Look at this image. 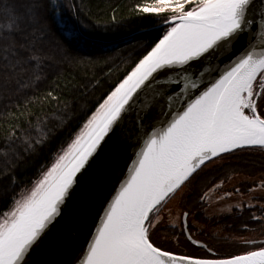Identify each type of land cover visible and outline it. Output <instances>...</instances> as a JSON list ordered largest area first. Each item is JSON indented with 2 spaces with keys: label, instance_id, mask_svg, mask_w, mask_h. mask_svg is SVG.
<instances>
[{
  "label": "snow or ice",
  "instance_id": "snow-or-ice-1",
  "mask_svg": "<svg viewBox=\"0 0 264 264\" xmlns=\"http://www.w3.org/2000/svg\"><path fill=\"white\" fill-rule=\"evenodd\" d=\"M137 9L167 27L51 166L13 198L0 218V264H54L48 241L58 228L88 235L79 254L71 245L63 249L64 264H264V246L220 257L193 239L190 211L172 217L169 208L208 164L264 149V0H153ZM82 11L75 0H21L0 8L7 17L0 23L5 78L29 65L33 79H42L45 58L37 45L47 36L49 15L73 40L100 46L88 35L100 21L85 23ZM111 21L117 22L115 15ZM38 134L39 140L25 137V153L47 142L44 128ZM127 149L134 158L121 167ZM9 153L23 159L11 143L4 156ZM166 219L207 255L158 243L154 236Z\"/></svg>",
  "mask_w": 264,
  "mask_h": 264
},
{
  "label": "trees",
  "instance_id": "trees-1",
  "mask_svg": "<svg viewBox=\"0 0 264 264\" xmlns=\"http://www.w3.org/2000/svg\"><path fill=\"white\" fill-rule=\"evenodd\" d=\"M75 2L83 6L80 15L85 23L95 25L100 21L97 30L88 32L100 46H85L73 40L68 29L58 28L49 15L47 36L37 45L45 58L42 79H33L31 67L25 65L28 71L18 70L9 81L0 63V218L13 207V198L20 199L41 171L51 166L55 155L71 143L98 103L167 27L161 25L159 18L138 11L137 5L153 0ZM20 3L21 0H0V8ZM113 15L115 23L111 21ZM6 19L0 14V23ZM41 128L47 133V142L34 152L25 153V137L39 140ZM10 143L23 159L14 161L11 153L4 156ZM223 160L203 170L191 187L189 203L207 222L211 220L204 215L206 198L201 200V196L214 184L226 182L236 174L252 177L264 173V149L237 151L225 155ZM243 182L247 188L254 185L249 179ZM229 217L231 214L218 222L226 223ZM216 239L224 243L231 237Z\"/></svg>",
  "mask_w": 264,
  "mask_h": 264
},
{
  "label": "rangeland",
  "instance_id": "rangeland-1",
  "mask_svg": "<svg viewBox=\"0 0 264 264\" xmlns=\"http://www.w3.org/2000/svg\"><path fill=\"white\" fill-rule=\"evenodd\" d=\"M222 161H224V160L223 159L217 160L215 162V164H217L218 162H222ZM212 165H213V163L208 164V166L203 168V170H205L206 168L207 169L211 168ZM246 179H249L250 181L254 182V185L252 186L253 190L250 193L249 197H247V196H241V197L236 196L235 197L232 195L231 196L225 195L226 193H231L230 189L232 190L234 185H236L238 182L244 181ZM259 181L260 182L264 181V176H262L261 174H257V175L252 176V177H247V176L241 175V174L237 175V176L235 175L234 178H232L228 184H226L224 187H222V190L220 189V191H221L220 195L219 194L216 195V194H213L211 192L208 193V195L205 199V202L207 203L206 204L207 208H206L204 215L210 219L211 217H214L215 215L229 213L230 212V211H228L229 207H231V210H232L233 207L236 205H240L239 208H241L242 205H246V204L255 205L257 203H255L254 201H257V196H260V199L262 201H264V189H261L259 187V185H257L260 183ZM193 182H194V180L192 181V183ZM228 186H229V188L227 189ZM190 187H192L191 183L187 187H185L184 190L181 193H179L174 200H172L171 204L169 205V208L172 209V217L180 215V213L182 211L181 208L186 202L187 192L191 191V189H189ZM253 196L255 198H253ZM221 197H223V199H221ZM248 198H249V200H248ZM242 201H244V202H242ZM192 220H193L194 225H196L200 231L205 230L207 233H211V231H213V232H216L217 233L216 235H218V236L227 235L224 232V230L222 229V226H220V225L213 228L212 224L208 225L206 223H200V222L196 221L195 218H193ZM176 223H177V225H179V221H177ZM165 229L166 230H168V229H178L179 230L180 227L173 228L171 226V224H169L167 222V219H166L164 225L159 227V230L155 233L154 239H156V241L158 243L162 244L164 247L171 248L172 250H174L178 253H181V254H189V255H194V256L207 255V253L204 250H201L198 247L189 243L188 241L181 239L180 235L177 232L170 233V232H166ZM258 229L259 230L264 229V226L259 227ZM241 234L242 233H240L242 240L243 239H251L254 237V234L251 232H246L242 235ZM194 235L199 236L200 235L199 231L194 232ZM229 236H230V234H229ZM206 240L209 242H212L213 243L212 245H214V249H216L218 251V253L220 254L219 256H222V254H223V257H225V256L228 257V256L233 255V254L236 255V253H242V252H246L249 250H255V249H258V247H261L260 244H254L253 247H251L250 249H247V248H249L248 245H240V244L235 243L237 241V238L236 237L234 238L233 235H231V240H229V242L232 241L230 243L229 242L226 243V240L224 243H222V242L219 243V241H214L213 238L211 239L209 237H206Z\"/></svg>",
  "mask_w": 264,
  "mask_h": 264
},
{
  "label": "flooded vegetation",
  "instance_id": "flooded-vegetation-1",
  "mask_svg": "<svg viewBox=\"0 0 264 264\" xmlns=\"http://www.w3.org/2000/svg\"><path fill=\"white\" fill-rule=\"evenodd\" d=\"M259 174L264 176V173H259ZM199 175H200V173H199ZM237 175H240V174H236V176ZM198 176L194 179V182L196 181ZM234 176L235 175H232L226 182H217L216 184H214L210 188V189H212V191H208L207 194L209 192H211L213 194H216V195L219 194L220 195L221 194L220 189L222 190V187H224L226 184H228L229 181L232 178H234ZM194 182L193 183L191 182V186H193ZM260 183L257 185H260ZM228 188H229V186L227 187V189ZM237 188L240 189L239 192L235 191ZM189 189H191V187ZM191 190H193V189H191ZM252 190H253V188H249V187L247 188V185L244 184L243 181H240L236 185H234L232 190L230 189V192L232 193V196H235V197L236 196H240V197L241 196H247V197H249ZM191 193H192V191L187 192L186 202L182 206L181 209L186 210V211H190V213H191V215L188 217V231L191 232L193 238L205 242L209 247H211L213 249H214V245H212L213 243L207 241L206 237H209L211 239L213 238L214 241H219V243H221L223 241V240L220 241V240L216 239V236H218V235H216L217 234L216 232L211 231V233H207L205 230L200 231L197 228V226L194 225V223H193L192 219L195 218V220L200 222V223H206L208 225L212 224L213 228L217 227L218 225L223 226L224 228H226L224 232L227 235L222 236V238L228 237L229 234H230V237H231V235H233L234 238L235 237L237 238V241L236 242L234 241V242L237 244H240V245H248L249 248H247V249H250L251 247H253L254 244H260L261 246L264 245V229H260V230L258 229L259 227L264 226V201H262L260 199V196H257V201L253 200L257 204L253 205L252 207H249L248 204L242 205L241 208L234 206L233 209L229 213L215 215L214 217L210 218L211 221L207 222L206 219L204 220L203 218H200V215L194 210V206L189 203L190 197L192 195ZM253 198H255V197L253 196ZM248 200H249V198H248ZM242 202H244V201H242ZM206 208H207V205L204 208L205 211H206ZM230 214H231V217H229V219L226 221V223L218 222L220 220H223L222 218H224V216H228ZM253 216L260 218V219H253ZM196 231H199V234H200L199 236L194 235V232H196ZM167 232H170V233L177 232L180 235L181 239H184L190 243V241L186 238V236L181 232L180 229L179 230L178 229H168ZM246 232L253 233L254 237L251 239H243L242 240L240 233L244 234ZM245 241H248V243H245ZM226 242H228V241H226ZM230 242H232V241H230ZM199 249L204 250L202 248H199ZM258 249H259V247H258ZM258 249H255V250H258ZM214 250L218 253V251L216 249H214ZM242 253H244V252H242ZM236 254H241V253H236ZM220 257H222V256H220Z\"/></svg>",
  "mask_w": 264,
  "mask_h": 264
},
{
  "label": "water",
  "instance_id": "water-1",
  "mask_svg": "<svg viewBox=\"0 0 264 264\" xmlns=\"http://www.w3.org/2000/svg\"><path fill=\"white\" fill-rule=\"evenodd\" d=\"M239 47V46H237ZM228 57H224L223 60L220 62L221 67L223 66V63H226L228 61ZM260 149V148H259ZM132 157V151L131 149H127L122 153L121 156V167L124 166V163L128 161V158ZM130 166V163L128 164ZM125 171V175H126ZM88 239L87 231H76L73 229L71 232H61L58 229H55L53 231L52 236L49 238L48 244L52 248V252L50 255V259L53 260L54 264H64V260L66 259L65 252L63 249L69 247L73 248V250L76 252V254H79L81 250H86V240ZM194 240H197L193 238ZM200 241V240H199ZM203 242V241H201ZM191 243V242H190ZM206 244L205 242H203ZM192 244V243H191ZM194 245V244H192ZM207 245V244H206ZM196 246V245H194ZM198 247V246H196ZM200 248V247H198ZM203 249V248H202ZM240 255V254H239Z\"/></svg>",
  "mask_w": 264,
  "mask_h": 264
}]
</instances>
